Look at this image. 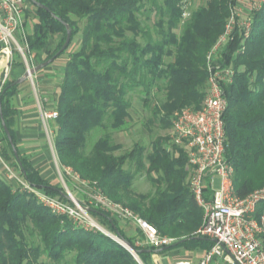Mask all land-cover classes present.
I'll return each mask as SVG.
<instances>
[{"label":"trees","instance_id":"trees-1","mask_svg":"<svg viewBox=\"0 0 264 264\" xmlns=\"http://www.w3.org/2000/svg\"><path fill=\"white\" fill-rule=\"evenodd\" d=\"M26 1L34 6L37 17L27 33L28 52L42 50L50 36L61 34L38 63L61 48L65 24L71 30L69 43L55 57L68 54L55 99L58 115L53 145L59 164L130 208L161 234L174 238L161 247L164 250L207 238L194 234L202 223L203 210L185 181L188 172L183 149L168 147L166 139L157 136L148 151L135 143L130 150L119 152L122 146L113 133L127 126L131 92H137L150 109L149 124L163 129L170 127L174 111L201 105L207 88L205 55L224 29L232 0H207L189 10L186 18L182 16L187 10L185 0H36L48 11ZM151 16L155 18L154 35ZM76 35H80L78 47L68 50ZM241 40L234 30L223 50L222 61L231 63L235 72L233 80L222 87L227 99L224 156L233 167L234 192L243 197L264 185V6L252 14L249 35L243 44ZM14 80L0 83V111L21 165L1 119L0 157L29 184L67 199L62 187L43 178L18 150L13 131L15 110L9 102L19 85ZM155 92L161 94L158 102L153 98ZM94 129L100 135L91 144L88 135ZM142 172L154 186L153 192L134 190V179ZM205 190L210 192L208 187ZM90 207L147 264L146 256L154 248L136 245L116 228L115 218ZM262 210L264 199L258 202L255 215ZM25 228L40 243L27 240ZM41 254L57 264H67L68 256L73 264H137L132 253L109 235L53 214L33 195L13 189L0 177V264H38Z\"/></svg>","mask_w":264,"mask_h":264},{"label":"built area","instance_id":"built-area-1","mask_svg":"<svg viewBox=\"0 0 264 264\" xmlns=\"http://www.w3.org/2000/svg\"><path fill=\"white\" fill-rule=\"evenodd\" d=\"M26 3V0H0V62L2 65L12 63L13 53L17 51L23 58L26 70H29L27 33L24 30ZM239 4L247 6L249 15L243 17ZM263 6L264 0H232L224 29L205 55L207 88L201 105L198 108L186 106L171 115L168 147L185 149L189 165L187 184L196 205L203 210L202 223L194 234L212 240V245L204 252L198 264H207L213 256H222L231 264H264V210L255 215L258 202L264 199V185L243 197L234 192L233 167L224 156L223 114L227 99L222 87L233 80L235 72L231 63L222 61L226 44L232 39L234 30L242 36L240 43H244L250 32L252 14ZM188 14L184 10L182 16L186 18ZM4 67L0 69L1 83L7 78V73L1 75ZM57 115L56 109L40 110L45 124ZM48 134L53 140L51 129ZM5 167L8 176L17 181L15 189L30 193L50 212L67 217L79 227L100 230L123 244L116 234L90 216L85 206H94L113 218L133 222L142 232L147 246L160 248L174 241V238L161 234L153 224L127 206L108 198L94 184L81 180L70 167L60 165L63 175L72 176L80 182L81 187L86 188L88 202L76 200L68 190L65 191L69 195L68 199L49 195L29 184L21 175L14 174L7 165ZM214 176L220 178L217 189L213 188ZM205 187H208L210 196H207ZM131 253L137 264H144L138 254L133 251ZM176 264L192 263L184 259Z\"/></svg>","mask_w":264,"mask_h":264},{"label":"crops","instance_id":"crops-1","mask_svg":"<svg viewBox=\"0 0 264 264\" xmlns=\"http://www.w3.org/2000/svg\"><path fill=\"white\" fill-rule=\"evenodd\" d=\"M60 37L61 34L57 35L58 40ZM67 58V53L66 55L61 54L50 64L31 75V81L37 85L38 90H42L41 92L47 95V97L42 96L45 100L42 108L39 109L38 107H35V98L32 95L33 91L27 86V80L24 83H19L15 91L9 96V102L15 110L13 118V131L19 152L39 170L40 175L43 178L52 183L56 182V184H58V182L54 179V176L56 170L55 160L57 156L54 145H52L54 148L52 149L47 141V136L49 137L48 131L51 129L53 136L56 124L53 120H50L45 124L40 116V110L55 109V99L58 93V85L62 79L63 68ZM57 60H61L62 62L60 68L55 66V64H57ZM39 61L40 60L36 61L35 64H38ZM24 66L25 65L19 66L18 70L14 71L15 76L13 79H17L20 76ZM57 69L58 71H56ZM48 100L50 101L48 102ZM179 148H182L185 152L183 147ZM186 169L188 172V163H186ZM187 177L185 180L186 183ZM153 190L148 192H153ZM206 194L207 196H210V193L207 192ZM93 216L97 218V221H99L100 224L103 223L105 227L108 228H106L107 230L112 233L115 232L113 225L106 218H103L100 215ZM114 221L116 228L124 236L133 239L135 244L138 246H147L143 239L142 232L133 222L117 218H115ZM211 245L212 240L210 238L201 237L197 242L187 241L165 250L163 248L160 249L161 247L154 248V250L150 251L146 256V260L148 264H176L177 261L186 259L192 264H198L199 259H201L204 252ZM207 264L231 263L222 256H213Z\"/></svg>","mask_w":264,"mask_h":264},{"label":"rangeland","instance_id":"rangeland-1","mask_svg":"<svg viewBox=\"0 0 264 264\" xmlns=\"http://www.w3.org/2000/svg\"><path fill=\"white\" fill-rule=\"evenodd\" d=\"M207 0H185V3L187 5V12L189 10L196 8L199 5L205 4ZM27 9L25 10V32L30 33L32 29L33 23L37 20L36 14H35V8L28 2L26 3ZM238 7L241 8V12L243 14V17L249 15V11L247 6L244 4H239ZM155 18L151 16V19L149 21L151 32L154 35V31L152 28V22ZM57 35H52L48 38L47 43L45 47L38 51L35 52L30 51L27 54V59L29 63V67H33L36 65V61L40 60L43 58L46 54L47 51H51L54 46L56 45V42L58 40ZM19 44L22 46V42L20 39H18ZM80 42V35H76L72 41V43L69 45L68 50L75 49L78 47ZM241 42V41H240ZM26 52V51H25ZM236 53V52H234ZM62 55H66V53H63ZM234 55V54H233ZM40 58V59H39ZM34 63V64H32ZM61 60H57V64H55L56 67L61 66ZM25 65L22 56L20 55L19 52L14 51L13 53V60L12 63L7 64V65H0V69H2V66H5L4 69L1 72V75L4 73H7V80H12L13 77L15 76L14 71H17L19 66ZM26 71V65L23 68V71L20 73V76ZM58 71V69L56 70ZM34 74V73H33ZM32 74V75H33ZM19 76V77H20ZM2 77V76H1ZM18 77V78H19ZM27 80V86L30 87V89L33 91V96L35 98V107H38L39 109L43 107V102L45 101L42 96L47 97L46 94L42 93V90H38L37 85L31 81V76L26 78L20 83H24ZM1 83V82H0ZM130 100H131V107L129 108V117L127 121V126L126 128L120 130V131H115L113 133V138L115 141L119 142L122 146V149L119 152L122 151H127L130 150L135 143H140L143 144L146 147V150H150L151 146V141L157 136L164 137L166 139V145L168 146V136H169V130L170 127L168 128H160L158 124H149L148 118L151 117V112L150 109L145 106L140 99L139 95L137 92H131L129 93ZM161 94L158 92H155V96H153L154 101L158 102ZM50 100H48L49 102ZM54 122V120H53ZM48 128V127H47ZM100 135V131L98 129H94L91 131V133L88 135V142L93 143L94 140ZM47 141L49 143V146L52 147V137L47 136ZM2 142L0 141V148H1ZM7 165L14 174H19V170L16 169L15 167L11 166L9 163L7 164L1 157H0V177L7 181L13 189L17 186V181L15 179H12L11 177L8 176L6 172V167ZM132 169L134 168V164H131L130 166ZM55 176L54 179L58 182V184L62 187L64 191L68 190L71 192V194L75 197V199L82 201V202H88L89 197L87 195V190L84 187H81L82 185L78 180L73 178L70 175H63V171L60 167V164L58 162V159L56 157L55 160ZM56 183V182H55ZM220 185V178L218 176H214L213 178V188L217 189ZM263 186V185H262ZM260 186V187H262ZM257 187V188H260ZM133 188L137 192H143L147 193L148 191L153 190V185L149 178L145 175L144 172L141 174H138L136 178L134 179L133 182ZM255 188V189H257ZM90 216L93 217L97 221V218L93 216L92 213H90ZM99 222V221H98ZM104 227L105 225L101 223ZM107 228V227H105ZM108 229V228H107ZM24 235L27 238V240L33 242V243H40L38 237L36 235H31L30 229L25 228L24 229ZM163 256V255H162ZM166 257V256H165ZM38 264H57L54 261H51L49 257H47L44 254H41L37 258ZM67 264H73L70 256L67 257ZM145 264V263H144ZM148 264V262H147Z\"/></svg>","mask_w":264,"mask_h":264},{"label":"water","instance_id":"water-1","mask_svg":"<svg viewBox=\"0 0 264 264\" xmlns=\"http://www.w3.org/2000/svg\"><path fill=\"white\" fill-rule=\"evenodd\" d=\"M33 4H35L36 6H39L45 10H49L47 6H45L44 4H41L39 2H37L36 0H30ZM53 15V14H52ZM54 16V15H53ZM56 17V16H55ZM65 27H66V37H65V40H64V43L63 45L61 46V48L57 51L56 54H54L53 56L49 57L48 59L34 65L33 67L29 68V70H26L19 78L15 79L14 80V83H20L22 82L23 80H25L26 78H28L29 76H31L34 72L42 69L43 67L47 66L48 64H50L54 58L56 57V55L62 51L66 46L67 44L69 43L70 41V37H71V30L69 28V25L68 24H65ZM0 119H1V126L7 136V139L10 143V146L12 148V151H13V154H14V157L15 159L17 160L18 164L21 165V161L19 159V155H18V152H17V149H16V146L11 138V135H10V132H9V129L7 128L6 124H5V121L2 117V114H1V111H0ZM21 168V166H20ZM22 169V168H21ZM62 193L65 195V197L68 199L69 198V195L64 191H62ZM77 200V199H76ZM86 210L89 211L90 213H96V210L91 208L90 206H85ZM119 237V236H118ZM120 238V237H119ZM122 243L123 245L131 252L133 251L134 253L137 254V251L130 245V243L128 241H126L125 239H122ZM162 249V248H160Z\"/></svg>","mask_w":264,"mask_h":264},{"label":"bare ground","instance_id":"bare-ground-1","mask_svg":"<svg viewBox=\"0 0 264 264\" xmlns=\"http://www.w3.org/2000/svg\"><path fill=\"white\" fill-rule=\"evenodd\" d=\"M0 65H1V62H0Z\"/></svg>","mask_w":264,"mask_h":264}]
</instances>
